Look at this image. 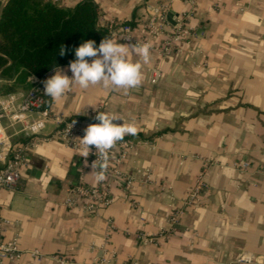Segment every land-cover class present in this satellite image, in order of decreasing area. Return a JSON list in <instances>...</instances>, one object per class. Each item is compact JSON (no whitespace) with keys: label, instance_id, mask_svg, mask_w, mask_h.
Returning a JSON list of instances; mask_svg holds the SVG:
<instances>
[{"label":"crops","instance_id":"crops-1","mask_svg":"<svg viewBox=\"0 0 264 264\" xmlns=\"http://www.w3.org/2000/svg\"><path fill=\"white\" fill-rule=\"evenodd\" d=\"M79 1L60 6L70 9ZM93 1L99 23H130L137 36L144 35L147 6L169 1L167 31L189 9L181 0ZM195 1L186 22L193 38L165 58L150 52L139 88L125 95L74 84L59 102L49 97L52 113L77 120L84 130L93 112L121 116L118 125L135 123L134 137L150 144L131 151L121 166L135 179L129 198L136 205L114 181L108 208L97 214L67 208L70 185L82 174L94 184L95 170L81 149L58 138L39 142L27 155L19 186L0 190L1 239H17L21 250L41 256L25 253L13 264H59L57 257L81 264L102 257L118 264L130 258L137 264H247L238 262L243 254L264 255V0ZM153 68L161 71L154 85ZM59 69L72 78L68 67ZM53 75L55 70L47 79ZM199 175V204L172 226L171 213L182 207ZM140 235L154 241L143 243Z\"/></svg>","mask_w":264,"mask_h":264},{"label":"built area","instance_id":"built-area-1","mask_svg":"<svg viewBox=\"0 0 264 264\" xmlns=\"http://www.w3.org/2000/svg\"><path fill=\"white\" fill-rule=\"evenodd\" d=\"M42 1L60 6L66 0ZM181 2L188 6L189 9L181 14L170 31L166 30L168 26L166 16L169 11V1L160 3L157 6H147L148 19L141 25L144 32L143 36H137L135 28L130 23L110 20L103 24L99 23V26L107 30L109 38L113 41H118L122 44L135 42L150 43V52L155 53L160 58H165L180 51L181 44L188 43L194 35L193 29L186 22L194 14L196 1L181 0ZM5 3L6 0H4L2 5ZM91 59L89 62H91ZM48 73L43 77L29 76L27 78L29 86L26 90L19 89L12 93L0 95V164L2 166L0 170V190H15L19 186L22 172L28 165L27 155L39 142L58 138L71 150L81 149L79 139L84 137L85 130L80 127L79 122L75 119L67 118L62 114L52 113L46 104V99L49 97L44 95L43 81L47 80ZM31 77L34 79L31 80ZM160 77L161 71L158 68L150 70V84H156ZM13 82L14 79L11 81L0 79V87L2 84H11ZM98 114L99 112L91 114L89 120L92 121V124L99 123L95 119ZM37 121H43V127L38 132H33L31 126ZM71 124L72 127L70 128ZM49 125L54 128L49 135H44ZM17 137H21L20 141L13 142L12 138ZM140 146L150 147V144L131 135L126 136L122 142H118L110 151L111 159L106 172V179L101 183H96L95 181L94 184H88L84 181L82 174L77 184L70 185L64 205L69 209L77 208L86 214H97L100 210L112 205V184L114 181L121 186L124 196L129 198L135 179L131 174L123 172L121 166L125 163L130 152ZM90 147L91 153L88 156V165L91 167V164L97 159V155L95 154V147ZM115 149L118 151L113 155ZM246 168L247 164H243L240 170L244 171ZM94 170L95 172L97 171V169ZM141 175L143 180H148L149 171L145 170ZM203 187L202 176L199 175L195 185L187 193L182 207L171 213L169 222L172 226L178 223L180 217L186 211L199 204ZM131 203L134 206L136 205L134 201H131ZM3 224L4 220H0V264H13L15 261L20 260L25 253H29L34 258H41L37 252L21 250L17 239L3 241L1 239ZM108 225L110 230L114 229V224L111 221H108ZM139 240L143 243L154 241L153 238H148L144 235H140ZM91 249L93 248L91 247ZM245 256L251 259H244ZM56 261L59 264H81L65 257H57ZM238 262L264 264V255L253 256L251 254H243L238 259ZM88 264L118 263L113 257H102L94 259ZM120 264H137V262L135 259L130 258Z\"/></svg>","mask_w":264,"mask_h":264},{"label":"trees","instance_id":"trees-1","mask_svg":"<svg viewBox=\"0 0 264 264\" xmlns=\"http://www.w3.org/2000/svg\"><path fill=\"white\" fill-rule=\"evenodd\" d=\"M105 37L109 35L99 26L93 0L70 9L42 0H6L0 12V79L14 82L2 85L0 95L26 90L31 75L43 77L68 67L82 43L92 40L98 47ZM61 45L67 49L64 56L59 55Z\"/></svg>","mask_w":264,"mask_h":264},{"label":"clouds","instance_id":"clouds-1","mask_svg":"<svg viewBox=\"0 0 264 264\" xmlns=\"http://www.w3.org/2000/svg\"><path fill=\"white\" fill-rule=\"evenodd\" d=\"M150 43L121 44L105 37L97 47L95 41L88 40L75 49L74 61H70L69 70L72 78L55 69V75L43 81L44 95L53 102H59L72 85H78L81 89L90 86L101 85L104 89L123 90L127 95L129 90L139 88L142 85L143 68L151 60ZM67 49L61 45L59 55L64 56ZM130 55H136L140 59L133 62ZM88 58H92L89 62ZM34 79L31 77V80ZM99 123L88 126L85 135L79 139L81 144L80 154L87 158L91 153V147L96 149L97 159L91 164L95 172L96 183L106 179V172L110 162V151L118 142H122L127 135L135 136L138 128L135 123L118 125L114 121L123 120L117 114L100 112L96 117ZM75 123V121H73ZM43 127V121H37L31 126L33 132H38ZM72 127V124L70 128ZM244 259L251 258L245 256Z\"/></svg>","mask_w":264,"mask_h":264},{"label":"rangeland","instance_id":"rangeland-1","mask_svg":"<svg viewBox=\"0 0 264 264\" xmlns=\"http://www.w3.org/2000/svg\"><path fill=\"white\" fill-rule=\"evenodd\" d=\"M2 85H4V84H2ZM2 85H1V86H2ZM12 141L14 142V138H12Z\"/></svg>","mask_w":264,"mask_h":264},{"label":"water","instance_id":"water-1","mask_svg":"<svg viewBox=\"0 0 264 264\" xmlns=\"http://www.w3.org/2000/svg\"><path fill=\"white\" fill-rule=\"evenodd\" d=\"M4 5H5V4L2 5L1 10H2V8L4 7Z\"/></svg>","mask_w":264,"mask_h":264}]
</instances>
